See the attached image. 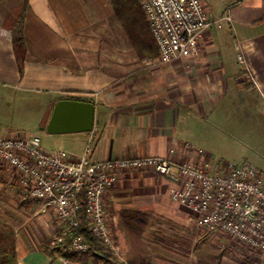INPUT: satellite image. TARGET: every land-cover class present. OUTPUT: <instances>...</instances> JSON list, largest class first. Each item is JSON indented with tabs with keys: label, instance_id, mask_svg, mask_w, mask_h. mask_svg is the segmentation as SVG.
I'll return each instance as SVG.
<instances>
[{
	"label": "crops",
	"instance_id": "crops-1",
	"mask_svg": "<svg viewBox=\"0 0 264 264\" xmlns=\"http://www.w3.org/2000/svg\"><path fill=\"white\" fill-rule=\"evenodd\" d=\"M202 2L209 18L227 13L231 21L203 32L199 55L156 65L149 63L158 45L146 16L128 30L111 0H0V27L10 33H0V115L15 114L20 97L46 92L51 97L45 112L21 131L38 133L48 151L76 156L89 147L92 159L161 156L198 165L208 161L214 173L226 169L229 162L209 144L218 131L212 120L229 119L233 129L243 130L238 118H252V132L264 134V0ZM20 11L23 57L10 29ZM62 98L95 102L91 131L46 130ZM3 121L0 135L20 132ZM174 185L155 171L130 170L105 193L127 264H245L249 258L264 264L252 255H211L207 245L222 232L201 231L193 212L172 196ZM124 211L145 215L140 237H128ZM0 222L14 233L15 264H103L72 262L55 251L60 227L53 211L29 199L1 160ZM46 238L51 241L44 250Z\"/></svg>",
	"mask_w": 264,
	"mask_h": 264
},
{
	"label": "built area",
	"instance_id": "built-area-1",
	"mask_svg": "<svg viewBox=\"0 0 264 264\" xmlns=\"http://www.w3.org/2000/svg\"><path fill=\"white\" fill-rule=\"evenodd\" d=\"M140 2L158 45L150 64L199 55L203 32L231 21L227 13L209 18L202 0ZM0 33L10 34L2 27ZM0 160L17 174L29 199L53 211L60 229L52 244L65 259L67 252L81 255L89 249L85 237L73 232L81 224L83 208L91 233L111 258L127 264L105 193L126 171L148 169L175 182L172 196L193 212L201 231L225 233L264 259V174L247 161L229 163L214 173L208 161L198 165L161 156L92 159L89 147L76 156L64 149L48 151L34 131L0 135Z\"/></svg>",
	"mask_w": 264,
	"mask_h": 264
},
{
	"label": "rangeland",
	"instance_id": "rangeland-1",
	"mask_svg": "<svg viewBox=\"0 0 264 264\" xmlns=\"http://www.w3.org/2000/svg\"><path fill=\"white\" fill-rule=\"evenodd\" d=\"M50 97L51 95L49 93L36 91L27 96H23V98L20 97L18 109L15 114H1L0 119L6 120L3 122H8L14 129L20 131L30 129L45 112ZM238 120H241L243 130H240L238 127L233 129L225 119L212 120V122L217 124L218 128L215 129L218 131L215 130L216 132L211 136L209 144L215 147L213 151L219 159L231 164L247 161L258 167L264 174V143L262 142L264 134H254L252 132V118H238ZM211 140L213 141L211 142ZM115 224H117V222L113 219V232L115 238L121 245V238L119 239V235H117L115 231ZM216 238L217 239L207 245L211 255L221 252L231 255L235 259H241L248 255L255 256L250 252L248 247L225 233L216 235ZM124 256L126 258V252ZM112 260L115 261V264H123L122 261Z\"/></svg>",
	"mask_w": 264,
	"mask_h": 264
},
{
	"label": "trees",
	"instance_id": "trees-1",
	"mask_svg": "<svg viewBox=\"0 0 264 264\" xmlns=\"http://www.w3.org/2000/svg\"><path fill=\"white\" fill-rule=\"evenodd\" d=\"M114 4L116 16L120 19L126 29H130L133 25L144 22V11L141 6L140 0H111ZM23 20L24 13L20 11V14L16 20L11 24L12 42L16 52L22 57L26 50V42L23 32ZM66 97L78 96L68 94ZM81 224L73 232L82 234L89 244V249L81 255H76L71 252L66 253V259L72 262H101L106 264L110 262L111 256L104 249V246L100 240H98L89 230L88 222L85 217V212L81 210ZM145 215L137 212L124 211L122 214L123 223L126 224V232L128 237L134 238L141 236L146 227ZM51 239L46 238L41 242L42 249H48V244ZM50 248V247H49ZM54 248V246H53ZM55 249V248H54ZM56 251V250H55ZM58 253V251H56ZM251 260V261H250ZM256 261V259H247L245 264ZM0 264H15V246H14V233L10 230V227L5 223L0 222Z\"/></svg>",
	"mask_w": 264,
	"mask_h": 264
},
{
	"label": "water",
	"instance_id": "water-1",
	"mask_svg": "<svg viewBox=\"0 0 264 264\" xmlns=\"http://www.w3.org/2000/svg\"><path fill=\"white\" fill-rule=\"evenodd\" d=\"M94 123V101L62 98L55 103L45 128L50 133L91 131ZM43 128L42 126L41 129Z\"/></svg>",
	"mask_w": 264,
	"mask_h": 264
}]
</instances>
